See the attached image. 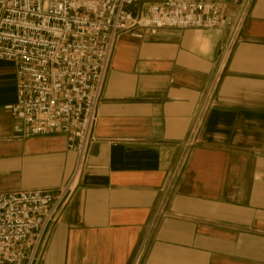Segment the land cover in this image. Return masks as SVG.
Instances as JSON below:
<instances>
[{"label":"crops","instance_id":"crops-1","mask_svg":"<svg viewBox=\"0 0 264 264\" xmlns=\"http://www.w3.org/2000/svg\"><path fill=\"white\" fill-rule=\"evenodd\" d=\"M222 12L119 39L79 186L22 264H264V0ZM16 100L0 62V193L56 192L77 155L25 138Z\"/></svg>","mask_w":264,"mask_h":264},{"label":"built area","instance_id":"built-area-1","mask_svg":"<svg viewBox=\"0 0 264 264\" xmlns=\"http://www.w3.org/2000/svg\"><path fill=\"white\" fill-rule=\"evenodd\" d=\"M136 1L0 0V62L14 66L17 94L6 110L25 138L60 134L77 155L70 179L56 192L0 193V264H22L30 240L32 259L69 206L94 142L119 39L230 27L222 11L233 0H162L132 13Z\"/></svg>","mask_w":264,"mask_h":264},{"label":"rangeland","instance_id":"rangeland-1","mask_svg":"<svg viewBox=\"0 0 264 264\" xmlns=\"http://www.w3.org/2000/svg\"><path fill=\"white\" fill-rule=\"evenodd\" d=\"M155 2L153 0H137L136 3L129 8V11L132 13H142L143 9L145 10L147 7L154 5Z\"/></svg>","mask_w":264,"mask_h":264}]
</instances>
